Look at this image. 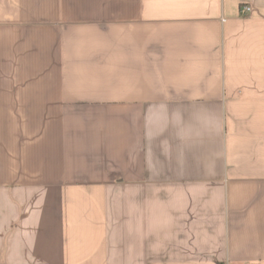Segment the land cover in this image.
<instances>
[{"label": "crops", "instance_id": "0c3cea01", "mask_svg": "<svg viewBox=\"0 0 264 264\" xmlns=\"http://www.w3.org/2000/svg\"><path fill=\"white\" fill-rule=\"evenodd\" d=\"M0 264H264V0H0Z\"/></svg>", "mask_w": 264, "mask_h": 264}, {"label": "built area", "instance_id": "2783aa9c", "mask_svg": "<svg viewBox=\"0 0 264 264\" xmlns=\"http://www.w3.org/2000/svg\"><path fill=\"white\" fill-rule=\"evenodd\" d=\"M252 11V8L249 6H243L240 10L242 16L248 15Z\"/></svg>", "mask_w": 264, "mask_h": 264}]
</instances>
